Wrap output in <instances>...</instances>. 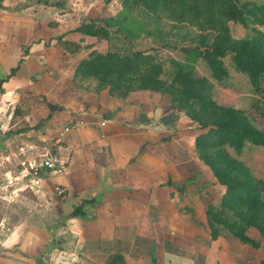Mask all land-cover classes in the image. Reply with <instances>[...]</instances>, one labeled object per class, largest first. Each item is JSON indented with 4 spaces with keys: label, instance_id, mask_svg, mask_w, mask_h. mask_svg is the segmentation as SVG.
Returning a JSON list of instances; mask_svg holds the SVG:
<instances>
[{
    "label": "crops",
    "instance_id": "crops-1",
    "mask_svg": "<svg viewBox=\"0 0 264 264\" xmlns=\"http://www.w3.org/2000/svg\"><path fill=\"white\" fill-rule=\"evenodd\" d=\"M19 2L0 7V78L19 63L0 89V164L10 162L0 180V264H264L263 241L218 243V235L192 244L187 223L172 227L181 219L172 189L179 198L182 185L172 182L171 153L151 124V93L73 84L75 62L87 53H68L61 41L83 36L73 29L94 7L61 0L33 12ZM49 103L62 109L51 112ZM47 149L59 164L41 169L42 185L32 190L19 163Z\"/></svg>",
    "mask_w": 264,
    "mask_h": 264
},
{
    "label": "trees",
    "instance_id": "trees-1",
    "mask_svg": "<svg viewBox=\"0 0 264 264\" xmlns=\"http://www.w3.org/2000/svg\"><path fill=\"white\" fill-rule=\"evenodd\" d=\"M122 7L135 8L145 20L162 17L185 29L184 37L189 42L180 47L182 58L170 59L172 69L167 72L158 54L148 50H131L121 56L111 50L100 52L93 49L76 64L73 79L77 77L78 81L82 77L96 76L101 80L98 87L108 85L111 93L144 90L168 95L173 108L183 110L191 120L198 123V129L202 132L195 137V148L211 168L216 182L225 187L219 210L209 207L206 212L211 239L219 234L215 223L223 225L241 241H250L239 223L218 215L223 209L229 210L242 222L255 226L264 236V200L260 197L261 189L244 163L231 158L225 150V146L240 152L245 144L264 145V132L256 127L244 111L216 104L211 98V83L205 76L197 75L191 63L201 58L210 76L220 82L227 77L224 59L228 57L233 69L245 75L255 89L260 91L262 99L258 101L257 109L264 118V88L261 85V80H264V1L122 0ZM121 20H125V17ZM95 23L96 19L91 18L73 30L88 36L106 38L105 28ZM230 23L240 24L246 36L234 38ZM18 65L12 67L5 78H0V89L3 82L16 72ZM130 75L135 76L132 83L128 82ZM121 79L129 85L121 83ZM193 99L203 103V113L195 111ZM48 106L51 112L62 109L57 104L49 103ZM184 188L183 184L176 190L182 192ZM76 212L77 209L69 216L76 215ZM252 244L257 246L256 242Z\"/></svg>",
    "mask_w": 264,
    "mask_h": 264
},
{
    "label": "rangeland",
    "instance_id": "rangeland-1",
    "mask_svg": "<svg viewBox=\"0 0 264 264\" xmlns=\"http://www.w3.org/2000/svg\"><path fill=\"white\" fill-rule=\"evenodd\" d=\"M59 1L61 0H20L19 3L21 4L16 8L20 9V7L33 6V12H36V9L38 10V4L50 3L55 5V3L59 4ZM67 1L68 6H72V4L76 3L75 6L80 5V8L81 5L86 7L92 5L94 7V12L92 11L90 14L91 17L95 15L93 17L96 19L95 24L105 28L107 32L106 38L88 36L80 33L83 36L79 39L62 40L61 44L68 53L79 52L82 50L84 53L88 54L90 50L96 49L100 52L111 50L123 56L131 50H148L152 54H158L157 56L159 59L164 62V69L168 72L172 69L169 60L172 58H182L183 53L181 52L180 47L189 42V39L184 37L185 29L179 25H175L162 17L145 20L135 8L123 9L122 0ZM68 8L69 7L64 6V9ZM82 10L86 9L82 8ZM57 13L55 9H52L51 12L48 13V17L52 19ZM35 14L38 15L39 13ZM87 14L86 12H80V15L82 16H80L79 19H81L82 22L88 21L91 18ZM70 16L72 18L75 17L72 14H70ZM122 17H125V20L119 21ZM65 18L66 16L63 17V20ZM82 22H80V24ZM230 30L234 38H242L246 36V31L240 24L230 23ZM64 41L68 42L64 43ZM65 57L68 56L66 55ZM224 62L227 67V77L219 82L210 76V72L201 58H196L191 61L194 72L197 75L205 76L211 83V98L216 104L232 106L244 111V113L253 120L256 127L264 132V118L259 114L257 109V105H259L258 101L262 99L260 91L255 89L254 85L245 75L233 69L228 57L224 59ZM77 63L78 62H75L74 66H76ZM69 64H72L73 66L74 60L72 63H68V61L65 60L64 65L71 67ZM77 79V77L72 79L73 84H76V87L80 86L79 88L82 89H86L89 86L93 87L101 82L96 76L82 77L81 80L78 81ZM134 79L135 76L130 75V77H128V82L132 83ZM120 81L121 83L123 82L124 84L129 85L124 79L123 81L122 79ZM261 85H263L264 88V80H261ZM144 93L152 94L151 96L149 95L154 105L152 109L154 119L151 121V124L157 131L159 142L164 141L160 148L164 147L162 151H164L166 155L167 153H171L168 157L171 158L174 164L173 168H175L172 174V182L177 186L185 184L183 190L184 194L181 195L183 191L178 192L180 196L179 198L177 192L172 189V195L175 198V210L178 212L177 208L181 209V214L179 215L181 219L173 220V223L177 224L172 227L180 228L181 226L182 228V226L184 227V222L187 223L186 225L188 229L194 231L191 232L193 234H188L189 241H191L192 244H203L206 238L209 236L211 237V227L206 214L207 209L209 207H214L219 210L218 207L225 191V187L216 182L211 168L203 161V159H201L195 148V137L202 132V130L198 129V123L191 120L183 110L173 108L168 95H162L159 92L154 91H145ZM145 97L144 99L141 98V100H143L141 104L147 99V97ZM197 99L192 100L194 109L198 113H203L205 109L204 105ZM0 104L2 105V103ZM173 109L180 112L179 118L174 123L170 124V126L162 125L158 121V118ZM3 114L4 116L6 115V113ZM37 126L38 125H35L34 128H37ZM21 130H23V128L15 132L19 133ZM5 134L8 136L11 132L7 131ZM34 137L36 136L34 135ZM225 150L231 158L244 163V165L250 170L251 175L261 189L260 197L264 200V145L251 146L245 144L240 152H236L231 147L225 146ZM6 163L10 162L7 161L2 165L0 164V180H2V174L5 169L9 167ZM221 211L223 212H219L218 214L220 217H225L229 221H236L242 226L245 235L250 239L248 242H243L251 245H253L252 242H264L263 234H261L255 226L242 222L229 210L223 209ZM214 226L219 229L218 235L222 240H218V243L223 241L229 242V240L234 239V236H232L223 225L214 223ZM203 237H205L204 240ZM217 242L215 240V243ZM191 260L192 258H189V261Z\"/></svg>",
    "mask_w": 264,
    "mask_h": 264
},
{
    "label": "built area",
    "instance_id": "built-area-1",
    "mask_svg": "<svg viewBox=\"0 0 264 264\" xmlns=\"http://www.w3.org/2000/svg\"><path fill=\"white\" fill-rule=\"evenodd\" d=\"M72 128L71 124H64L63 132H69ZM59 161L57 157L48 149L38 154V156L32 161L24 160L19 163V170L25 175H28L29 187L32 190H37L42 185L41 169H55ZM6 183L12 184L14 179L11 175H4ZM54 192L58 196H65L66 189L60 185L54 186Z\"/></svg>",
    "mask_w": 264,
    "mask_h": 264
},
{
    "label": "water",
    "instance_id": "water-1",
    "mask_svg": "<svg viewBox=\"0 0 264 264\" xmlns=\"http://www.w3.org/2000/svg\"><path fill=\"white\" fill-rule=\"evenodd\" d=\"M180 116V112L176 109H173L171 111H168L167 113H164L158 118V121L164 125H170L174 123Z\"/></svg>",
    "mask_w": 264,
    "mask_h": 264
}]
</instances>
